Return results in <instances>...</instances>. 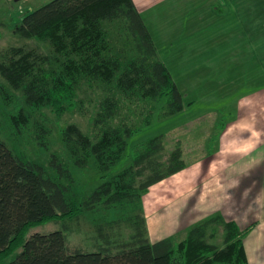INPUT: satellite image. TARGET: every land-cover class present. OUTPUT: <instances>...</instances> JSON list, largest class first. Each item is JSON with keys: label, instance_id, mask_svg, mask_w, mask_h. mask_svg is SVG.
I'll return each mask as SVG.
<instances>
[{"label": "trees", "instance_id": "1", "mask_svg": "<svg viewBox=\"0 0 264 264\" xmlns=\"http://www.w3.org/2000/svg\"><path fill=\"white\" fill-rule=\"evenodd\" d=\"M116 21L132 40L135 55L131 58L111 46L105 24ZM3 26L0 22V36ZM16 32L25 39L49 41L54 48V54H45L14 46L3 55L1 75L23 91L29 107L48 106L63 115L75 105L83 80L97 82L106 92L94 122L101 127L97 138L74 123L63 129V140L77 167H87L93 158L106 177L125 155L129 140L151 123L153 105L144 125L114 124L120 112L117 93L154 103L166 97V117L185 108L183 94L158 59L152 34L134 0H52L25 15ZM165 149L163 133L137 146L128 167L76 204L67 197L69 188L49 176L44 166L14 154L0 139V264H250L244 245L247 230L220 213L193 224L178 242L172 237L151 241L143 196L187 166L180 142L166 158ZM50 164L59 179L72 181L71 170L56 154ZM127 204L139 209L129 218L130 237L106 239L108 245L94 251H72L62 230L29 236L33 228L54 220L79 218L97 206ZM219 236L221 245L213 242Z\"/></svg>", "mask_w": 264, "mask_h": 264}, {"label": "rangeland", "instance_id": "2", "mask_svg": "<svg viewBox=\"0 0 264 264\" xmlns=\"http://www.w3.org/2000/svg\"><path fill=\"white\" fill-rule=\"evenodd\" d=\"M50 1L52 0H0V22L4 23L0 36V63L4 53L14 46H28L45 54H54V48L49 41L25 39L16 32L17 25L25 15ZM236 2L240 7L234 11L231 19L215 23L212 22V16L206 17L207 15L203 14V0H142L139 3L144 21L157 47V57L172 73L183 94L185 108L174 116L166 117L163 114L166 97L154 103L149 99L132 100L117 93L120 112L113 121L114 124L127 122L141 126L144 125V119L150 113L152 105L154 112L151 115V123L129 140L125 155L111 168L106 177L98 171L93 158L87 167H77L63 140V129L71 123L77 124L86 134L97 138L101 127H96L94 122L100 103L106 96L103 87L97 82L83 80L75 105L63 115H58L48 106L29 107L23 91L15 89L0 73V139L14 154L44 166L49 176L69 188L67 197L76 204L83 203L99 185L128 167L132 162L131 151L156 135L165 134V158L178 142L186 162H193L204 156L210 143L215 140L212 133L215 135L217 129L212 128L213 125L217 126L218 122L231 115V105L236 98L234 90L221 89L222 76L214 71V46L218 44L212 42L213 30L222 24H228L236 28L238 35L244 23L264 19V0ZM203 18L204 20H200ZM105 29L109 33L114 52L128 54L129 58L135 55L132 40L127 38L118 21L106 23ZM256 81L259 84L264 82V74L259 75V80ZM193 118L205 119L210 131H193L198 123H202L188 122ZM208 132V137H203ZM53 154L67 164L72 173V181L59 179L50 164ZM172 181L168 179L166 183ZM163 188L164 184L151 188V195L148 194L146 199L154 197L156 192L162 193ZM150 202L152 210L149 208L147 213L143 210L146 221V214L153 216L155 213L156 201ZM150 202L146 200L145 203L150 205ZM142 203L144 208V200ZM138 212L139 209L131 204L112 208L97 206L84 211L79 218L54 220L35 227L29 236L36 232L62 230L67 234L72 251H94L107 246L106 239L127 240L133 231L129 218ZM151 225L154 226L153 223ZM186 234L187 232L180 233L174 240L178 242L184 239ZM220 237L213 242L221 245Z\"/></svg>", "mask_w": 264, "mask_h": 264}, {"label": "crops", "instance_id": "3", "mask_svg": "<svg viewBox=\"0 0 264 264\" xmlns=\"http://www.w3.org/2000/svg\"><path fill=\"white\" fill-rule=\"evenodd\" d=\"M134 1L142 14V0ZM202 4L203 14L212 16L214 23L228 21L240 7L236 0H203ZM237 33L235 27L222 24L213 30L212 39L218 44L214 46V71L222 76L221 89L235 91L231 115L213 125L215 140L204 156L186 162L185 169L150 187L143 198L144 210L151 211L150 201H156L153 216L146 214L152 242L174 238L220 213L247 230L244 245L250 264H264V82L256 81L264 74V19L244 23ZM190 121L203 123L193 131H210L205 119ZM168 179L173 181L166 183ZM163 184L162 193L146 199L151 188Z\"/></svg>", "mask_w": 264, "mask_h": 264}]
</instances>
